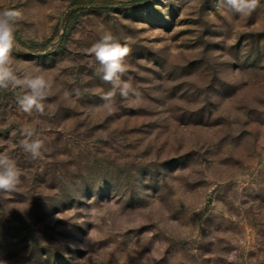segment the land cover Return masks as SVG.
I'll list each match as a JSON object with an SVG mask.
<instances>
[{
  "label": "rangeland",
  "instance_id": "1",
  "mask_svg": "<svg viewBox=\"0 0 264 264\" xmlns=\"http://www.w3.org/2000/svg\"><path fill=\"white\" fill-rule=\"evenodd\" d=\"M132 2L0 0L23 15L13 66L54 82L43 115L0 89V153L21 173L0 192V264H227L233 251L264 264V0L250 15ZM105 31L129 48L122 79L139 92L111 112L88 51ZM24 127L41 158L20 146Z\"/></svg>",
  "mask_w": 264,
  "mask_h": 264
},
{
  "label": "clouds",
  "instance_id": "2",
  "mask_svg": "<svg viewBox=\"0 0 264 264\" xmlns=\"http://www.w3.org/2000/svg\"><path fill=\"white\" fill-rule=\"evenodd\" d=\"M228 7L238 15H250L260 4V0H225ZM23 19L22 12L16 8H5L0 11V89H21L22 94L17 96L19 109L32 115L33 112L45 114L44 100L52 94L54 82L39 72L30 73L13 66L12 53L17 47L16 24ZM95 57L99 67L96 69L101 79L110 84L111 90L102 95L103 107L109 112L114 109L117 94L128 99L138 96V90L122 77L127 73L126 57L129 48L122 45L114 34L105 31L100 39L88 50ZM78 94V92H77ZM72 93L65 91V100L70 99ZM23 139L20 146L33 159L41 158L44 150V141L37 136L36 130L31 127L22 129ZM21 173L15 161L8 155L0 153V192H13L17 189ZM3 215L7 216L12 209L3 206ZM22 213L24 209L16 208ZM58 217L59 213L57 214ZM237 252L233 251L224 256L227 264H237ZM159 257L145 256L140 264H152Z\"/></svg>",
  "mask_w": 264,
  "mask_h": 264
},
{
  "label": "trees",
  "instance_id": "3",
  "mask_svg": "<svg viewBox=\"0 0 264 264\" xmlns=\"http://www.w3.org/2000/svg\"><path fill=\"white\" fill-rule=\"evenodd\" d=\"M150 0H134V2H132L131 4L132 5H134V4H138V6L140 7V8H142V7H145L146 6V4L145 3H147V2H149ZM128 5H130V4H128ZM119 6H126V5H119ZM129 10V9H128Z\"/></svg>",
  "mask_w": 264,
  "mask_h": 264
}]
</instances>
